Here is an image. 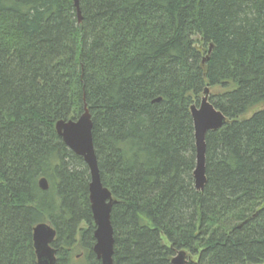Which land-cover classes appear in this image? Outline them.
<instances>
[{"label": "trees", "instance_id": "1", "mask_svg": "<svg viewBox=\"0 0 264 264\" xmlns=\"http://www.w3.org/2000/svg\"><path fill=\"white\" fill-rule=\"evenodd\" d=\"M79 7L81 22L73 0H0V264H37L42 222L57 229L56 264H103L90 169L56 132L85 102L115 200L114 264H173L182 250L264 264V0ZM206 87L227 119L206 134L198 190L191 107Z\"/></svg>", "mask_w": 264, "mask_h": 264}, {"label": "water", "instance_id": "2", "mask_svg": "<svg viewBox=\"0 0 264 264\" xmlns=\"http://www.w3.org/2000/svg\"><path fill=\"white\" fill-rule=\"evenodd\" d=\"M77 9V20L81 22L82 15L80 0H73ZM210 89L205 88L199 106L192 105L191 111L195 126V139L197 162L194 171L195 188L202 190L206 183V134L210 130H217L224 126L227 117L217 109L210 99ZM92 115L87 107L77 120L58 119L56 132L75 154L82 156L90 169L89 199L93 213L96 239L93 247L94 254L101 259L103 264H114V229H112L111 212L114 198L109 189L103 184L98 167V158L93 143ZM43 190L49 189L46 177L38 181ZM57 229L47 222H42L34 227L33 244L37 256V264H56L57 249L51 244L57 236ZM173 264H199L193 260L186 251H179L173 258Z\"/></svg>", "mask_w": 264, "mask_h": 264}, {"label": "rangeland", "instance_id": "3", "mask_svg": "<svg viewBox=\"0 0 264 264\" xmlns=\"http://www.w3.org/2000/svg\"><path fill=\"white\" fill-rule=\"evenodd\" d=\"M76 10H77V9H76ZM202 97H203V96H202ZM87 105H88V104L85 102V105H83L84 108H85V107L88 108ZM253 110H256V108H254ZM250 112L252 113L253 111H250ZM82 252L84 253V249H82ZM80 253H81V252H77L76 255H79ZM80 256H81V257H78V259H80V262H81V261H83V259H84V255L80 254ZM192 259H193V258H192ZM193 260H195V259H193ZM195 261H196V260H195Z\"/></svg>", "mask_w": 264, "mask_h": 264}]
</instances>
